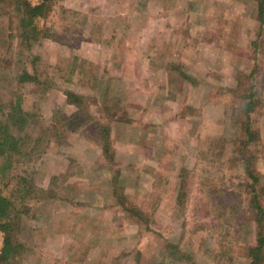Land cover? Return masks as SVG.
<instances>
[{"label": "rangeland", "instance_id": "obj_1", "mask_svg": "<svg viewBox=\"0 0 264 264\" xmlns=\"http://www.w3.org/2000/svg\"><path fill=\"white\" fill-rule=\"evenodd\" d=\"M46 12L25 44L22 15L0 0V118L21 98L31 121L0 181L22 245L10 264H250L257 224L234 102L260 98L252 154L264 203L257 2L50 0ZM27 71L38 81L20 82ZM77 112L74 131L47 137Z\"/></svg>", "mask_w": 264, "mask_h": 264}, {"label": "trees", "instance_id": "obj_2", "mask_svg": "<svg viewBox=\"0 0 264 264\" xmlns=\"http://www.w3.org/2000/svg\"><path fill=\"white\" fill-rule=\"evenodd\" d=\"M255 1L257 2L258 17L263 24L264 0ZM13 2L15 4V11L22 15V18H20V28L22 30L21 38L25 44H30L39 38L40 30H38V24H36V20L40 17L46 16V11L50 0H39V4L36 6L32 5L27 0H13ZM19 80L23 83H35L38 81V77L27 71L20 76ZM243 85L244 83L240 82V86ZM253 88L255 90L256 87L253 85L251 87L252 91ZM65 95L71 104H76L80 100L79 96L73 92H67ZM256 96L257 93L255 92L253 94L251 93V96L245 97V99H242L241 96H237V98L235 97L237 101L234 102V104L237 106L236 108L240 111V113L242 112L243 117V119H241V115L238 116V119H240L238 126L242 136L238 140L239 147L237 152L241 154V161H243L245 165L244 168L252 182L251 188L253 191L250 189L251 197L249 196V198L246 199L248 201L247 207L252 210V213L248 216L253 217L257 224V245L249 249V256L251 258L250 264H263L264 203L262 202L263 194L261 192L259 193L258 189L260 188L259 176L254 170L255 158L252 154L254 153L252 152V149L259 145L261 138L259 131L252 124L251 117L261 105L260 98H256ZM22 106V99L19 98L12 104L8 113L3 111L2 115L4 119L0 118V181L6 179L9 170H11L14 162H16V159L22 154L23 148L26 146L27 141L24 136L20 135L17 137L18 135L15 134V130L24 132L26 127L29 126L31 122L30 119H28V114L24 112ZM1 109L2 108L0 107V110ZM80 115L81 114L78 112L74 113L71 116L66 117L67 122H63L62 124L59 123V127L55 124L51 126V128L46 129V132L48 133L47 137H50L52 141L57 140V142H60L58 140V134L61 133V131H64V133L74 131L79 126L78 121L81 120L79 118ZM54 118H58L56 114ZM81 124L82 122L80 125ZM105 132L107 133V131ZM42 136H40L38 140H35L34 147L37 145L38 141L42 143V139H45L44 133ZM104 140L107 143L104 145L105 153L113 155L112 150L108 146L109 134H107ZM261 191H263V189H261ZM115 195L117 197H122V195H120L118 192H115ZM122 204L124 205V202ZM16 216L14 202L4 196L0 188V230L5 233L3 246L0 253V264H10L11 260L17 258L20 250L22 249V245L17 243L13 232V224H15L13 222L16 218H18ZM135 216H137L140 220L144 218L141 216V213L135 214Z\"/></svg>", "mask_w": 264, "mask_h": 264}]
</instances>
